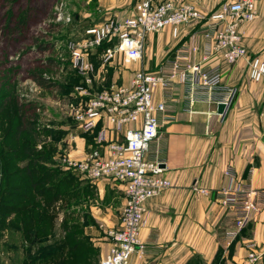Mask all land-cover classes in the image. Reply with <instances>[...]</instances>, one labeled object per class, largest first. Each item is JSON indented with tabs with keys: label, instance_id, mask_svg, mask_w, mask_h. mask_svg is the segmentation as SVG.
Segmentation results:
<instances>
[{
	"label": "crops",
	"instance_id": "0c3cea01",
	"mask_svg": "<svg viewBox=\"0 0 264 264\" xmlns=\"http://www.w3.org/2000/svg\"><path fill=\"white\" fill-rule=\"evenodd\" d=\"M65 1L68 4L72 0ZM186 1L193 3L203 14H208L229 0ZM135 2L81 0L80 11L74 13L72 27L76 31L72 32L73 36L81 37L86 28L108 18L125 19ZM91 3L92 9L89 7ZM257 7V17L244 23L241 31L249 55H259L264 59V0H258ZM201 28L191 24L180 26L177 35H174L172 27L151 33L143 58L130 61L126 67L120 66L121 52L107 67L101 57H95L96 52L91 56L92 62L98 59L103 63L93 74L94 88L97 82L108 78L114 81L112 84L127 83L138 69L169 70L182 53L189 51L193 33L199 29L200 50L196 60L205 66L221 64L223 83L236 89L233 100L220 114L218 104L207 101L191 104L184 97L182 85L176 84L173 117L161 128L164 139L160 146L164 174L171 180V186L146 202L149 215L140 239L147 248L136 253L132 264H197L199 260L203 264H215L219 257L225 264H238L248 253L246 243L264 241V81L250 80L246 58L236 63H228L216 55L203 60L206 32ZM98 54L103 56L102 47ZM112 84L109 82L105 87ZM30 87L34 94L22 93L21 96L30 98V103L37 105L39 110H36L38 113L34 118L35 128L39 131L37 150L52 147L50 162L53 166L65 171L67 180L82 184L84 177L70 170L62 159H84L94 144V136L85 133L73 119L58 121V116L53 117L50 110L46 111V103L41 96L44 89L35 82ZM163 99V92L157 87L155 100ZM56 101L55 98L51 100L53 107ZM100 150L105 151L104 147ZM28 162H19L20 177L25 175ZM228 168L234 171L239 182L256 192L255 198L262 206L256 219L234 240L229 231L234 227L235 213L219 199V189L226 182L225 171ZM91 182V186L79 185L68 190L61 221H95V224L86 225L84 230L93 244L102 248L104 258L111 247L107 232L119 226L126 196L123 186L118 183L107 180ZM91 190L98 197L91 198ZM59 201L62 203L63 200ZM258 264H264V258Z\"/></svg>",
	"mask_w": 264,
	"mask_h": 264
},
{
	"label": "built area",
	"instance_id": "2783aa9c",
	"mask_svg": "<svg viewBox=\"0 0 264 264\" xmlns=\"http://www.w3.org/2000/svg\"><path fill=\"white\" fill-rule=\"evenodd\" d=\"M257 2L224 1L203 14L186 0H136L125 19L108 18L92 25L80 39L68 44L72 66L82 82L75 87L72 93L75 97L69 100L66 109L85 133L94 136V144L84 159L64 157L63 163L84 179L122 185L126 196L119 226L107 232L110 250L98 264H132L136 253L147 248L140 239L149 215L146 202L171 186V180L164 174L160 146L164 139L161 128L173 117L176 84L182 85L184 97L191 104L207 101L225 103L226 107L236 89L223 83L221 64L205 66L196 60L200 50L199 29L193 33L189 51L182 53L169 70L138 69L129 82L113 83L99 90L93 86L96 70L91 56L103 42L113 41L117 45L103 54L104 64L111 63L119 52L130 61L141 60L151 33L172 27L177 35L180 26L194 24L206 32L203 60L216 55L228 63H236L246 58L250 80L260 83L264 81V59L249 55L241 31L244 23L257 17ZM62 10L56 20L71 23L73 17ZM157 87L163 92L162 101L155 100ZM102 147L104 152L100 150ZM225 179L219 199L235 213L234 227L229 231L234 240L256 219L262 206L255 198L256 192L239 182L231 168L225 171ZM246 247L248 253L238 264H258L263 260L264 241H249Z\"/></svg>",
	"mask_w": 264,
	"mask_h": 264
},
{
	"label": "rangeland",
	"instance_id": "374dc122",
	"mask_svg": "<svg viewBox=\"0 0 264 264\" xmlns=\"http://www.w3.org/2000/svg\"><path fill=\"white\" fill-rule=\"evenodd\" d=\"M69 2L66 4L67 1L64 3L63 0H0V99L10 97L8 107L3 113L4 128L0 133V138L5 137L12 124L16 125L24 117L25 119L34 118L33 113L39 111L37 105L30 103V98L21 96L22 93L29 96L34 94L30 86L35 82L32 76L35 72L45 75L55 83L51 88H43L35 82L44 89L40 94L46 103V111L50 110L53 117L58 116L57 119L61 123L72 119L68 115L66 104L75 97L72 93L75 92V87L81 84L82 79L72 66L71 54L67 47L75 38H80L72 34L76 31L72 27L73 21L63 23L56 20L57 13L62 8V11L70 14L73 19L74 13L80 11L81 0ZM89 7L92 9V3ZM22 10L24 15L28 13L30 15L29 23L24 30H14L15 22L7 26L9 12L12 11L13 16H17ZM45 21L51 24L50 28L44 26ZM74 26L76 27V24ZM8 27L14 31L12 32ZM41 29L43 33L39 36L40 42H38L51 43L54 46L50 50L47 48L45 52H40L38 46L35 45V33L36 31L41 33ZM116 45L113 41L103 42L96 49L97 56L95 57L103 58L98 54L100 47L104 54L107 48H113ZM48 59L53 60V63L49 64ZM93 62L96 71L99 65H103L98 59ZM121 64V67L130 64V60L125 58L124 54ZM109 82L112 84L114 81L109 78L105 79L97 82L95 88L105 87ZM53 98L57 100L55 107L51 102ZM19 104L23 105V111H18ZM28 137L31 140L29 135L25 139ZM17 146L18 144H14L10 148H17ZM45 151L49 149L45 148ZM49 156H45L46 160L41 163L42 168L36 170L34 180H32L39 181L32 191H38L36 201L41 211L31 212L29 217L21 220L18 225L12 226L8 222L6 228L2 230L3 237L0 240V264H62L44 260L48 253L55 252L57 249L65 258L64 264H98L104 255L102 248L94 245L90 237L85 234L84 227L95 224V221H65V219L61 221L68 190L79 185L91 186L93 183L89 179H83L82 184L67 180L65 171L53 166L50 162L51 156ZM56 187L58 193L55 190ZM89 196L98 197L94 190L90 191ZM61 199L62 203L59 201ZM32 206L33 203L28 206V209L30 210ZM37 214L40 220H35ZM12 218L13 221H17L15 215ZM29 219L31 221H27ZM22 222L26 224L20 227ZM71 251H73V256L68 255ZM68 257L72 260L70 261ZM197 264L203 263L199 260ZM215 264L225 263L219 257Z\"/></svg>",
	"mask_w": 264,
	"mask_h": 264
},
{
	"label": "trees",
	"instance_id": "16d2710c",
	"mask_svg": "<svg viewBox=\"0 0 264 264\" xmlns=\"http://www.w3.org/2000/svg\"><path fill=\"white\" fill-rule=\"evenodd\" d=\"M23 10L17 16H13L12 11L9 12L10 18L7 17L8 23L6 25L8 26L9 23L15 22L14 30H24L25 26H27V24L29 23L30 15L29 13L28 15H24L22 13ZM44 26H49L50 28L51 24L48 21H45ZM11 29L12 28H9V30ZM14 30L11 31L13 32ZM39 32L36 31V43L34 42L35 45L38 46L39 51L45 52L48 49L50 50V48H54L51 43H39V36L42 35L43 30L41 31V33ZM52 61L53 60H49V64H52ZM43 63L44 61L42 62V64ZM32 76L34 77V81L43 88H51L55 85L54 81L43 74H38L37 72H35L32 74ZM9 101L10 97L8 96L0 99V133L4 128L3 113L6 111L8 107L7 103ZM18 111H23L22 104L18 105ZM34 115L36 116V112L33 113V116ZM34 118H22L21 121L19 120L16 125H14L15 123L11 125L4 138H0V240L3 237L2 230L6 228L8 222L9 225L15 226L18 225L21 220L23 221L27 219L29 217L28 215L31 214V212L38 213L41 211L39 204H37L38 202L36 201L38 191H32L33 187L37 186L39 181L32 180H34L33 177L36 170L42 168L41 163L46 160L44 159L45 156L50 155V150L52 147H45L49 149V151H45V149L37 150L36 142L39 139V131L35 128V124L37 123ZM27 135L31 136V140L30 137L25 139ZM14 144H18L17 148L11 149L10 146ZM20 146L23 147L20 148ZM27 158L29 162L26 165V170L24 171L25 175L20 177V172L22 170L20 169L21 167L19 165V162L21 160H27ZM66 176L67 175L65 173V178ZM55 190L58 193L57 187L55 188ZM31 203H33V206L29 210L28 206ZM14 215L17 221H13L12 217ZM35 220H40L38 214L36 215ZM27 221H31V219ZM25 224L26 223L22 222L19 226L21 227ZM68 255L73 256V251L68 253ZM68 259L70 261L72 260L71 257H68ZM44 260L52 263L61 262L62 264H64L65 258H63L62 253H60L57 249V251L55 252L48 253Z\"/></svg>",
	"mask_w": 264,
	"mask_h": 264
},
{
	"label": "water",
	"instance_id": "95a60500",
	"mask_svg": "<svg viewBox=\"0 0 264 264\" xmlns=\"http://www.w3.org/2000/svg\"><path fill=\"white\" fill-rule=\"evenodd\" d=\"M225 110H226V104L225 103H220L218 105V113L223 114L225 112Z\"/></svg>",
	"mask_w": 264,
	"mask_h": 264
}]
</instances>
